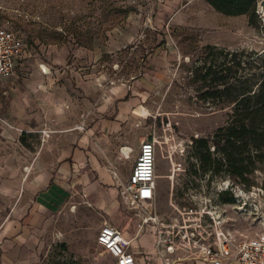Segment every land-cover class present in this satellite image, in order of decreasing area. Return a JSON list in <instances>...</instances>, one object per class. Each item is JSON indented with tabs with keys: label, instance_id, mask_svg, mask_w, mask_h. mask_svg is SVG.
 Returning <instances> with one entry per match:
<instances>
[{
	"label": "rangeland",
	"instance_id": "1",
	"mask_svg": "<svg viewBox=\"0 0 264 264\" xmlns=\"http://www.w3.org/2000/svg\"><path fill=\"white\" fill-rule=\"evenodd\" d=\"M259 1L253 22L250 14L249 22H199L197 14L207 0H197L184 11L194 14L190 20L183 18L182 6L160 11L156 0H0V22L22 37L30 55L12 77V91L0 95V181L12 174L22 180L30 171L55 168L64 152L78 147L82 133L95 124L116 125L112 141L121 136L124 140L117 150L132 147V159L122 158L128 163L117 165L126 175L140 143L156 140L157 193L152 205L132 208L120 195V209L107 218L75 192L52 216L31 264H113L97 243L106 221L117 229L113 222H120L119 230H127L130 238L140 223L146 224L144 257L147 264H161L153 241L144 238L151 215L158 214L166 225L174 219L185 225L191 209L208 212L214 205L219 206L215 217L220 224L206 217L209 234L203 241H214L220 232L237 242L264 240V163L250 168L244 181L217 173L219 155L212 138L226 123L233 99L204 97L210 80L195 79L199 66L216 67L225 60L219 51L205 50L208 45L245 50L244 69L237 77L248 78V52H264ZM163 42L176 53L170 75L145 89L138 85L143 68L157 50L166 48ZM231 59L230 55L227 66L233 64ZM126 97L134 99L135 108L117 120ZM204 139L209 140L207 162L199 153L208 149L197 146ZM214 191L221 192L220 201L216 197L215 202L200 203L192 198L212 197ZM10 210L11 203L0 191V223L1 213ZM171 228H161L163 241L168 232L176 237L178 228Z\"/></svg>",
	"mask_w": 264,
	"mask_h": 264
},
{
	"label": "crops",
	"instance_id": "2",
	"mask_svg": "<svg viewBox=\"0 0 264 264\" xmlns=\"http://www.w3.org/2000/svg\"><path fill=\"white\" fill-rule=\"evenodd\" d=\"M196 1L156 0V4L160 11L178 10L182 6L180 12L183 13V18L190 20L194 18V14L189 12L185 15L184 11L190 10V5ZM202 10L197 14L199 22H249L247 15L227 16L216 11L209 3ZM163 43L166 48L157 50L151 57L152 60L149 58V62L143 68L144 73L138 85H143L145 89L161 83L170 75V62L176 59V53L170 45ZM28 57L30 55L27 53L18 60L16 72ZM11 79L4 82L1 95H8L12 91ZM130 100L132 98L126 97L122 101L125 106H120L117 120L124 119L127 111L135 108L134 99ZM116 128V125H108V123L103 124L101 128L97 124L89 126V129L80 136L78 147L65 151L55 168L30 171L22 180L12 174L9 179L0 181L2 182L0 191L11 203V210L1 213L0 264H31L35 258L34 250L40 243V237L47 232L52 223V216L75 192L83 195L89 204L105 213L107 218L113 217L118 212L122 185L128 182L137 157L134 162L131 160L133 165L129 175L118 169L117 165L128 163V161L122 162V158L132 159L133 150L128 146L122 147L121 151L116 149L124 142L122 136L119 140L114 138V142L112 141L111 134ZM125 147L129 149L127 153L123 152ZM156 217L165 224L159 219L158 214ZM113 223L119 229L122 228L120 222ZM149 223H152L147 225L150 227L149 234L144 235V238L145 241H153L154 253L160 256L161 264H204L197 260L200 256L199 250L187 246L180 240V243L179 241L175 243L173 249L165 247L160 249L157 245L159 227L152 221ZM105 224L109 222L102 224L99 233ZM145 226L146 224L140 223L132 238L127 230L123 232L131 241V251L139 264L148 263L142 250V233ZM133 243L136 244L132 245ZM179 254L183 256L176 259V255Z\"/></svg>",
	"mask_w": 264,
	"mask_h": 264
},
{
	"label": "built area",
	"instance_id": "3",
	"mask_svg": "<svg viewBox=\"0 0 264 264\" xmlns=\"http://www.w3.org/2000/svg\"><path fill=\"white\" fill-rule=\"evenodd\" d=\"M27 53L28 45L22 37L0 22V95L4 82L16 74L18 60ZM140 146V153L136 158L130 178L122 185L121 192L124 200L132 208L140 204L152 205L157 193L156 140H144ZM128 151L129 149L126 153ZM220 194V191L217 195L214 191L212 197L192 196V198L200 203H210L215 202L216 197L219 200ZM218 208V205H214L208 212L203 207L200 210L191 209L187 218H184L185 225H179L178 219H174L172 225H166L158 221L156 216L151 215L150 220L159 227L158 246L173 249L179 237L182 243L199 250L200 256L197 260L204 264H264V240L262 238L237 242L230 234L220 232L214 241H203L209 234V223L206 217L220 224L215 217L217 215L218 218ZM164 227L178 228L176 237L168 232L163 241L160 230ZM97 243L106 254L114 259L113 264H139L135 254L131 251L130 240L114 226L105 224L97 237Z\"/></svg>",
	"mask_w": 264,
	"mask_h": 264
},
{
	"label": "trees",
	"instance_id": "4",
	"mask_svg": "<svg viewBox=\"0 0 264 264\" xmlns=\"http://www.w3.org/2000/svg\"><path fill=\"white\" fill-rule=\"evenodd\" d=\"M218 12L227 16L251 15L253 22L258 0H207ZM205 50L219 51L225 57L220 65L199 66L195 70L197 81L210 80V89L205 96L218 98L232 97L233 107L226 123L215 132L212 143L219 159L215 161L217 173L227 172L232 177L244 181L245 174L258 163H264V52H248L245 63L248 78L245 80L237 75L242 67V56L245 50L226 51L217 46L208 45ZM209 52V56L211 55ZM231 55L230 66L227 58ZM205 71L203 74L202 72ZM230 79H235L229 84ZM200 151L199 158L207 162L210 148L209 140L197 141ZM205 153V154H204ZM204 157V158H203ZM216 169V168H215ZM221 195V194H220ZM219 196V200H221ZM229 201H234L231 198ZM63 264V263H57Z\"/></svg>",
	"mask_w": 264,
	"mask_h": 264
},
{
	"label": "water",
	"instance_id": "5",
	"mask_svg": "<svg viewBox=\"0 0 264 264\" xmlns=\"http://www.w3.org/2000/svg\"><path fill=\"white\" fill-rule=\"evenodd\" d=\"M258 6H259L260 10L262 12H264V0H260ZM126 151H127V149H124L123 152L126 153Z\"/></svg>",
	"mask_w": 264,
	"mask_h": 264
},
{
	"label": "bare ground",
	"instance_id": "6",
	"mask_svg": "<svg viewBox=\"0 0 264 264\" xmlns=\"http://www.w3.org/2000/svg\"><path fill=\"white\" fill-rule=\"evenodd\" d=\"M262 12V11H261ZM264 14V12H262ZM131 242V241H130Z\"/></svg>",
	"mask_w": 264,
	"mask_h": 264
}]
</instances>
